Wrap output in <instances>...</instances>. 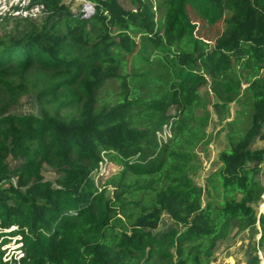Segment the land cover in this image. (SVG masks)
I'll return each mask as SVG.
<instances>
[{"label": "trees", "instance_id": "trees-1", "mask_svg": "<svg viewBox=\"0 0 264 264\" xmlns=\"http://www.w3.org/2000/svg\"><path fill=\"white\" fill-rule=\"evenodd\" d=\"M42 1L41 20L0 22V264H212L219 242L257 226L264 249V147L252 149L264 139V0H72L77 12ZM197 20L222 24L213 45ZM206 75L241 118L200 187L192 114ZM110 79L119 99L100 107ZM28 93L40 115L11 113ZM104 159L121 168L111 198L91 177ZM45 165L62 178L45 179ZM163 214L174 227L158 236ZM15 238L20 259L5 248Z\"/></svg>", "mask_w": 264, "mask_h": 264}, {"label": "rangeland", "instance_id": "rangeland-1", "mask_svg": "<svg viewBox=\"0 0 264 264\" xmlns=\"http://www.w3.org/2000/svg\"><path fill=\"white\" fill-rule=\"evenodd\" d=\"M64 2L70 6L74 12H77L83 4L80 2H73L72 0H64ZM154 12L156 14V19L160 22V18L163 14L162 11L159 8H155ZM197 24H199L197 33L198 36L205 42L213 45L218 33L222 30V24L213 28L207 26L201 20H197ZM136 41L141 44L140 37H136ZM40 73H42L41 69L35 68L26 76V78L30 81L35 80V78ZM206 80L207 81L205 84L198 87V103H196L192 114L194 121L193 125L197 126L198 131L202 134L203 138L195 150L198 157L196 162L198 171L196 175H193L192 177L194 182L200 187H205L207 184V177L220 167L219 154L227 147V140L225 138L227 134V128L225 125L234 121L239 115L238 111H241L239 105L236 102H229L226 94L219 92L218 89L220 88H218V86L220 80L209 75H206ZM241 86L243 89L247 87L244 81H242ZM120 91V80H108L99 90L98 106L109 108L116 104L119 99ZM40 111V106L33 93L22 94L17 104L11 107L10 110L11 113L18 116L40 115ZM170 114H175V109H171ZM239 118H241L240 115ZM171 131V125L165 126L163 131L160 133V140L162 142L168 141L172 137ZM262 147H264V139L257 137L252 145V149L256 150ZM8 162L13 169L19 166L21 163V161H16L13 159H9ZM120 170V166L116 165L112 161L104 159V161L99 164V168L91 175L92 180L95 182L99 192L105 191V194L108 198L114 196L115 190L107 183L109 179L118 174ZM42 174L45 179L50 180L53 183H56L62 178L60 174L47 165H45L44 169L42 170ZM259 180L264 183V171L259 177ZM263 205L264 197L258 207L259 213L264 212V208H262ZM119 217L124 219L125 215L120 213ZM173 227L174 223L169 215L163 214L161 216L158 228L154 230L153 233L160 236ZM260 236L259 226H257L256 229L242 231L235 238L219 242L215 249V255L217 257L222 253L233 252L240 259V261L243 260V262L247 260L249 256L252 259L257 255L259 256V259H261L260 257H263L264 264V249L258 247ZM16 240L17 238L13 239L10 244L5 246V248H7V252L10 256L15 254L18 257V255L21 253L19 249L21 245L15 243Z\"/></svg>", "mask_w": 264, "mask_h": 264}, {"label": "built area", "instance_id": "built-area-1", "mask_svg": "<svg viewBox=\"0 0 264 264\" xmlns=\"http://www.w3.org/2000/svg\"><path fill=\"white\" fill-rule=\"evenodd\" d=\"M85 15L87 17L94 11L91 3L84 5ZM45 4L42 0H0V22L3 20H37L46 16ZM17 256V255H16ZM23 257V253L18 255L17 259ZM263 264V257H260ZM6 260H9L6 258ZM216 264H226L225 262H216Z\"/></svg>", "mask_w": 264, "mask_h": 264}, {"label": "crops", "instance_id": "crops-1", "mask_svg": "<svg viewBox=\"0 0 264 264\" xmlns=\"http://www.w3.org/2000/svg\"><path fill=\"white\" fill-rule=\"evenodd\" d=\"M251 260L252 259L249 256L247 258V260H245L244 262H243V260L240 261V259L236 256L235 253L228 252V253H222V254L218 255L216 257V261L214 263H216V262H225L226 264H251Z\"/></svg>", "mask_w": 264, "mask_h": 264}, {"label": "water", "instance_id": "water-1", "mask_svg": "<svg viewBox=\"0 0 264 264\" xmlns=\"http://www.w3.org/2000/svg\"><path fill=\"white\" fill-rule=\"evenodd\" d=\"M260 213H264V212H260Z\"/></svg>", "mask_w": 264, "mask_h": 264}]
</instances>
